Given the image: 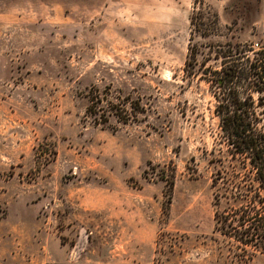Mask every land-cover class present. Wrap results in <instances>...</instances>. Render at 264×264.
<instances>
[{"label":"rangeland","instance_id":"374dc122","mask_svg":"<svg viewBox=\"0 0 264 264\" xmlns=\"http://www.w3.org/2000/svg\"><path fill=\"white\" fill-rule=\"evenodd\" d=\"M211 1L143 2L120 28L0 27V264H236L214 230L229 155L205 78L264 43V0ZM92 89L135 117L95 125Z\"/></svg>","mask_w":264,"mask_h":264},{"label":"trees","instance_id":"16d2710c","mask_svg":"<svg viewBox=\"0 0 264 264\" xmlns=\"http://www.w3.org/2000/svg\"><path fill=\"white\" fill-rule=\"evenodd\" d=\"M218 57V69L205 79L216 88L213 111L229 162L210 182L214 230L234 244L236 264H245L264 254V43L235 46ZM86 113L95 125L111 114L122 123L135 117L121 102L101 104L96 89L90 90Z\"/></svg>","mask_w":264,"mask_h":264},{"label":"crops","instance_id":"0c3cea01","mask_svg":"<svg viewBox=\"0 0 264 264\" xmlns=\"http://www.w3.org/2000/svg\"><path fill=\"white\" fill-rule=\"evenodd\" d=\"M205 1V0H204ZM212 3L211 0H206ZM146 3L155 8L159 4L175 8H188L191 0H0V27L17 26H124L126 11H135L137 4ZM64 18L62 24L53 22V15ZM32 16L37 17V24ZM66 19H70L67 23Z\"/></svg>","mask_w":264,"mask_h":264},{"label":"built area","instance_id":"2783aa9c","mask_svg":"<svg viewBox=\"0 0 264 264\" xmlns=\"http://www.w3.org/2000/svg\"><path fill=\"white\" fill-rule=\"evenodd\" d=\"M74 258V257H73Z\"/></svg>","mask_w":264,"mask_h":264}]
</instances>
